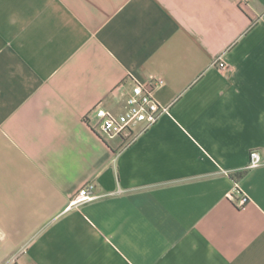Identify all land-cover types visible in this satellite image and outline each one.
<instances>
[{
  "label": "crops",
  "instance_id": "obj_1",
  "mask_svg": "<svg viewBox=\"0 0 264 264\" xmlns=\"http://www.w3.org/2000/svg\"><path fill=\"white\" fill-rule=\"evenodd\" d=\"M0 264H264V0H0Z\"/></svg>",
  "mask_w": 264,
  "mask_h": 264
},
{
  "label": "built area",
  "instance_id": "obj_2",
  "mask_svg": "<svg viewBox=\"0 0 264 264\" xmlns=\"http://www.w3.org/2000/svg\"><path fill=\"white\" fill-rule=\"evenodd\" d=\"M163 82L161 78H154L148 82L135 79L124 110L115 113L102 105H97L91 110V113L97 118L93 125L106 136H123L128 140L133 139L138 125L150 127L159 120L162 114L169 112V106L161 104L155 96L156 88ZM260 162V153L257 150H252L249 166H257ZM100 196L96 192V184L90 181L80 187L67 207L71 208L91 202ZM231 197L237 200L241 206L249 202V197L241 193L238 187L235 188Z\"/></svg>",
  "mask_w": 264,
  "mask_h": 264
},
{
  "label": "trees",
  "instance_id": "obj_3",
  "mask_svg": "<svg viewBox=\"0 0 264 264\" xmlns=\"http://www.w3.org/2000/svg\"><path fill=\"white\" fill-rule=\"evenodd\" d=\"M246 173V170H242V171H239L237 173H235V175L233 176L236 180H239L241 179Z\"/></svg>",
  "mask_w": 264,
  "mask_h": 264
}]
</instances>
